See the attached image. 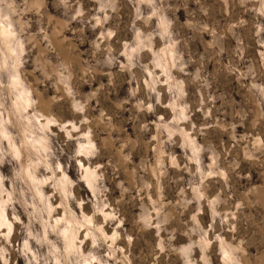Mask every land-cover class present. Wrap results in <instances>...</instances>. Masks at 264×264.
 <instances>
[{
    "label": "rangeland",
    "instance_id": "rangeland-1",
    "mask_svg": "<svg viewBox=\"0 0 264 264\" xmlns=\"http://www.w3.org/2000/svg\"><path fill=\"white\" fill-rule=\"evenodd\" d=\"M10 2L6 12L24 50L18 71L32 103L15 110L17 128L0 116V202L14 223L10 232L0 230V241L7 236L11 245L9 264H81L78 255L67 257L59 228L70 211L94 264H225V250L232 264H262L261 0ZM1 47L0 75L16 100L13 64L4 66ZM58 110L67 124L78 125L71 114L89 121L76 147L81 164L98 176L95 192L75 161L60 171L43 159L46 152L18 156L3 137L6 120L20 148L17 131L30 137L26 118L45 123ZM32 131L42 134L37 122ZM89 141L95 147L83 153ZM100 144L103 151L93 156ZM98 160L111 164L103 180L94 171ZM27 169L38 176V188ZM64 174L72 181L67 194L58 186ZM71 197L88 203L78 207Z\"/></svg>",
    "mask_w": 264,
    "mask_h": 264
},
{
    "label": "bare ground",
    "instance_id": "bare-ground-1",
    "mask_svg": "<svg viewBox=\"0 0 264 264\" xmlns=\"http://www.w3.org/2000/svg\"><path fill=\"white\" fill-rule=\"evenodd\" d=\"M0 42L2 44V56L4 59V66H9L11 63L13 64V69L15 72V75L12 79V87L17 92V98L15 100V110L18 114H21V112L25 111L30 104L32 103L31 98L27 95V91L22 86V80L19 74V65L21 63L20 60V54L24 51L23 50V44L19 40V38L16 35V30L14 28L13 22L8 16L6 11L0 10ZM29 93V92H28ZM26 130L29 131L30 137H28L27 141V149L30 150L32 153L40 154L42 152H47V144L46 141L49 139L47 137V133L45 129H49V123L50 119L46 118V122L43 123L41 120L35 121L41 128L42 134L33 136L34 132L32 131L34 119L32 117L26 118ZM6 120L2 123V130H3V137L10 143V146L12 147L13 151L18 155H22V151L20 148L16 146V143L14 140L9 136V133L7 131ZM51 127V126H50ZM94 144L92 141H89L87 146H82V152L88 154L93 148ZM83 168L85 169V177L84 180L88 183V187L95 192L97 189V182H98V176L92 172L90 167H87L86 165H83ZM26 173L28 175L29 180L31 181L34 188H38V185L40 184V180L38 179V176L35 174H32L29 172V169L26 170ZM71 179L64 174L59 180H58V186L59 191L61 193L67 194V187L69 184H71ZM4 188L3 178L0 175V194L2 193ZM37 194L40 196V198H44L45 192L42 190H37ZM52 208V206H51ZM68 217L64 218L65 225L59 227L61 231V237L66 245L67 249V257H71L74 254L78 255L80 258H82L81 264H94L92 261H90L88 258H85V253L83 249L80 247L81 242L78 239V221L77 219L72 215V212L70 211L68 213ZM105 217H110L111 215L104 213ZM104 217V218H105ZM85 221L90 222V220L85 216ZM61 221V220H59ZM57 221V223H59ZM12 221L9 218V213L6 209V202L4 199L0 202V230L2 233H5L6 230L10 232L12 230ZM87 225V224H86ZM103 235L107 236V233L105 231H102ZM221 261L225 264H232L234 261V258L229 250H225L222 254Z\"/></svg>",
    "mask_w": 264,
    "mask_h": 264
},
{
    "label": "clouds",
    "instance_id": "clouds-1",
    "mask_svg": "<svg viewBox=\"0 0 264 264\" xmlns=\"http://www.w3.org/2000/svg\"><path fill=\"white\" fill-rule=\"evenodd\" d=\"M64 2V0H62ZM261 3L264 4V0H261ZM12 8V3L10 0H0V10L3 11H9ZM77 15H80L79 12H77ZM21 36L24 35L23 28H21L20 33ZM25 40H27V37H25ZM34 71H39V69H35ZM23 75V73H21ZM41 76H44L46 79L50 78L47 73L41 71ZM35 104V101L33 102ZM40 111H46L45 109L41 108ZM84 109L82 107L76 108V113L83 114ZM36 115H39V112L36 113ZM0 116H8L11 117V126L13 128H17L18 121L17 116L15 112V100H14V94L9 90L7 83L5 82V79L2 75H0ZM41 119H44V116L40 117ZM65 116L63 113H61L59 110L55 114L54 118H50V123L55 125L59 132L65 133L64 136H59L56 132H51L45 129L47 133V137L49 138L46 141L47 144V152L45 153L43 159L47 161L49 158L55 161V168L60 171H66L68 166H71L73 161H75L76 164H79L81 168H83V164H81L80 157L82 156V153L78 150L76 147L77 144L82 143V134L84 136L87 135V133L84 132V127L89 123V121L86 118H82L81 115H75L71 114L67 118L72 121H78V125L76 123L67 124L64 122ZM33 126H35V121L33 123ZM17 140L19 141L20 149L21 151H27V141H28V135L24 134L20 131H17ZM103 151V145L100 144L99 147L95 148L92 155L93 156H99L101 152ZM65 159V164L62 167L60 164V159ZM111 166L109 163H100L99 160L96 162L94 171L99 172L100 176L99 178L101 180L104 179L106 172L108 171L109 167ZM46 170H51V168L45 164ZM75 187V185H73ZM75 201L76 206H83L84 204L88 203V201L85 200H76L75 197H71ZM15 219V217H14ZM30 235V233H29ZM127 240L129 243H131L132 237L128 236ZM243 243V241H241ZM24 251L27 252L28 247V241H24ZM11 245L8 243V238L5 236L2 241H0V264H9V253L11 251ZM237 251H243V249L240 247V245H237L236 248ZM29 264H32L31 261H29ZM39 264V262H37ZM128 264H131V262H128ZM237 264H241L240 261H237ZM244 264H248L247 261L244 262ZM264 264V262H262Z\"/></svg>",
    "mask_w": 264,
    "mask_h": 264
}]
</instances>
